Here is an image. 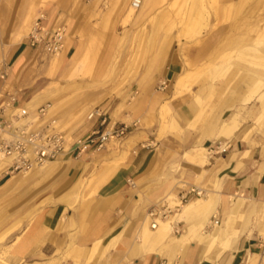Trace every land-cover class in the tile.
Masks as SVG:
<instances>
[{"label": "rangeland", "instance_id": "rangeland-1", "mask_svg": "<svg viewBox=\"0 0 264 264\" xmlns=\"http://www.w3.org/2000/svg\"><path fill=\"white\" fill-rule=\"evenodd\" d=\"M261 1V4L256 2L242 16L246 24L251 25L253 22V26H244L242 35L236 40L229 41L224 38L223 43H228L224 46L222 55L211 64L209 61L195 62L194 58L197 56V49L206 40L210 28L218 27L215 22H210L211 25L205 24L208 12L217 14L216 25H227L222 23L225 18L218 22L217 0H162L145 15H139L140 18L135 12L127 22L124 19L128 11L122 12L119 6L113 4V0H0V74L4 70L7 72L6 80L3 82L0 79V87L4 85L0 92L16 93L18 98L19 91L27 87L25 97L29 98L46 87L61 86L63 94L57 103L52 102L51 95L48 97L51 107L44 123L54 120L56 128L72 138L85 135V125L93 122L87 119V113L95 107L108 111L106 115H112L116 110L120 116L118 121L128 125L127 135L119 142H125L130 133L139 129L142 136L140 147L143 149L157 148L156 150L160 151L165 148L173 151L169 171L162 173L158 181H174V175L178 174L183 164L181 159L186 163L196 164L189 159L195 153L188 150L201 142L209 153V163L205 167L199 165L202 171L199 177H196L194 185L203 191L201 197L205 198L207 194L218 189L214 174H206L215 158L222 160L228 158L231 153L237 154L242 156V167L264 161V107L261 106L264 104V65H256L264 62V52L257 51L264 47V0ZM49 5L62 13L61 19L67 21L65 33L71 31L79 39L76 52L81 59L74 75L65 76L67 62L64 64L65 68L52 72L49 70V63L54 57L30 47L31 58L19 76L12 78L11 53L20 45L29 46L28 34L36 19V12L33 10L38 11ZM171 55L177 56L176 62L169 61ZM182 57L195 62L190 72L192 78L189 84H192L188 91L172 98V80L181 69L179 61ZM161 58L163 59L159 68L151 66L153 60ZM169 66L176 68L175 73L168 74ZM250 75L258 80L254 91L237 92L236 83ZM154 92L159 93L160 97ZM227 98L231 102L226 106L224 101ZM46 103L40 104L42 106ZM236 110H253L255 116L240 124L238 136L231 138L225 146L227 150L222 152L219 142L213 141V136L204 130L212 117L226 119ZM245 132H248L251 144L241 141ZM126 142L129 146L124 150L128 151L126 157H129L133 150H137L128 140ZM106 148L107 146L100 151H110ZM245 150H248V153L243 155ZM95 168L96 165L90 168L92 172H88L82 186L78 187L74 194L76 201L81 195H94ZM13 173L19 171L8 168L2 175L6 174V177L10 178ZM183 183H178L177 191H187L194 186L190 183H184L185 186H182ZM41 184L37 183L30 188L19 184L0 193L2 248L13 242L14 235L22 233L30 217L36 215L41 207L48 205L47 201L35 203L38 199L34 197V190ZM43 193L37 197L42 198ZM173 193V200L165 201L170 193L158 199L156 203L158 208H167V216L179 212L183 214L180 198L177 192ZM192 198L196 196L181 204ZM242 198V208L245 205L256 207L254 202L244 200L246 195ZM243 220L240 213L237 214L229 220L227 229L234 231L238 221L237 224L240 223L244 231L248 230V236L256 232L264 238V218L255 213H248ZM171 234H174L173 228ZM54 248L55 250H51L46 256H33L25 262L80 263L78 258H73L71 251L62 252L58 247ZM104 260L106 254H102L98 261L92 258L90 264H99Z\"/></svg>", "mask_w": 264, "mask_h": 264}, {"label": "crops", "instance_id": "crops-1", "mask_svg": "<svg viewBox=\"0 0 264 264\" xmlns=\"http://www.w3.org/2000/svg\"><path fill=\"white\" fill-rule=\"evenodd\" d=\"M217 1L220 6L229 7L228 14L223 17L225 21L222 22L227 25L221 23L216 25L217 16L215 13L208 12L209 16L208 19L205 17V24L211 25L210 22H215V26L218 27L210 28L206 40L197 49L195 62L209 61L212 64L222 55V50L228 43H223L224 38L229 41L236 40L242 35L244 26L247 28L253 26V22L251 25L246 24L242 16L256 4V0ZM33 12H36V18H40L41 24L46 27L58 25L67 27V21L61 19L62 13L52 5L38 11L35 9ZM78 46L77 36L71 31L66 32L64 50L58 53L57 57L53 56L49 63V70L55 72L63 68L67 62L66 69L68 65L72 67L70 72L65 73L67 70L64 69V74L66 77H72L81 59L76 52ZM30 49L28 45H20L11 53L10 62H13L10 67V76L12 78L19 76L28 63L31 58ZM36 51L41 50L36 49ZM162 59L153 60L151 66L159 68ZM169 61L176 62L177 56L171 55ZM195 62L186 57H182L179 61L181 69L173 76L172 98H177L189 90L190 86L188 90L181 91L177 87V80L191 72ZM174 69L176 68L169 66L168 74L173 73ZM257 81L252 75L243 77L236 83L235 89L239 93L252 92L256 88ZM25 90L27 87L19 91L18 102L32 115H35L36 110L41 106L40 103L50 101L48 97L51 93L60 94L59 99L63 94L62 87L58 85L46 87L29 98L25 97ZM154 94L160 97L159 93L154 92ZM230 102L231 100L227 98L224 105L227 106ZM261 106L264 107V104ZM235 116L238 127L236 126L237 128L229 133L223 132L222 125ZM254 116L253 110L245 112L236 110L226 119L214 116L204 131L212 135L211 139L218 141L219 149L225 152L228 141L238 136L240 124ZM107 118L108 123L103 127H99L94 121L85 125L87 129L85 134L95 128L109 130L121 124L116 110L112 112V115L108 114ZM141 138L139 129L130 133L127 140L137 151L133 150L135 153L129 157H126L128 151L124 150L129 146L127 140L123 143L113 140L106 145L110 151H87L75 157L66 150L52 162L47 171L37 172L26 180L13 179L15 173L10 178L6 177L7 173L2 175L9 166L6 170H1L0 193L13 189L19 184L30 188L37 183H42L34 190L36 194L34 197L38 199L35 203L47 201L48 205L41 207L36 215L29 218L25 229L17 236L14 235L13 242L9 246L2 248L0 245V263L31 264L25 261L37 255L46 256L48 252L55 250L54 247H58L62 252L71 251L73 258H78L79 264H90L92 258L98 261L102 254H106V260L99 264H264V238L260 234L254 232L248 236V230L244 231L240 223L237 224L238 221L234 231L227 229L229 220L239 213L244 220L248 213H255L260 218H264V161L242 167L240 162L242 156L237 154L231 153L228 158H222V160L215 158L206 170V174H214L218 189L207 194L203 198L204 201L196 202L194 198L184 204L179 202L183 214L179 212L166 216L164 219H158V226L156 230H153L150 227L151 217L148 213L156 208L157 200L170 193L171 196H167L165 201L172 199L175 197L174 191L177 192L178 197L185 194L186 190H176L178 183L182 181L194 185L196 177L201 174V167L209 163L207 156L209 153L200 142L192 148L193 150H188L195 153L189 159L196 164L186 163L181 159L180 162L183 164L178 174L174 175V181L170 179L158 181L162 173L169 171L173 151L165 148L160 151H157V148L143 149L140 147ZM249 139L248 132H245L241 141L251 144ZM197 148L205 150L203 152L206 156ZM247 153L248 150H245L243 155ZM197 154H200L199 157ZM95 165L94 195H81L76 201L74 194ZM129 181H132L134 185L138 184L132 187ZM184 183L182 186H185ZM42 193V198L37 197ZM243 195L247 197L244 200L254 202L256 207L245 205L242 208ZM32 199H34L33 196ZM178 215L181 217H177ZM176 217L177 219L174 220ZM168 219H170V231L163 233L158 229L159 225ZM41 264L56 263L49 261ZM70 264H74V261H70Z\"/></svg>", "mask_w": 264, "mask_h": 264}, {"label": "built area", "instance_id": "built-area-1", "mask_svg": "<svg viewBox=\"0 0 264 264\" xmlns=\"http://www.w3.org/2000/svg\"><path fill=\"white\" fill-rule=\"evenodd\" d=\"M143 1L128 0V7L138 10ZM65 37L64 26L58 25L49 28L41 24L40 18H36L27 39L30 47L40 49L49 56H54L62 51ZM6 76L7 72L4 70L0 74V79L4 82ZM3 89L4 85L0 87V91ZM49 109L50 104L46 103L38 107L35 115H32L19 105L16 93L0 92V150L4 155L12 158L9 168H12L13 171H27L36 165L54 161L65 150L75 157H79L87 151L98 152L106 147L111 140H122L128 132V125L121 123L109 130L95 128L84 136L72 138L59 131L54 120L44 123ZM87 119L94 121L99 127L108 123L106 112L100 107L92 109ZM202 195L203 191L192 186L179 198L182 203L190 197H201ZM166 210L167 208L156 207L148 213L153 228L158 224V219H164L167 216Z\"/></svg>", "mask_w": 264, "mask_h": 264}, {"label": "bare ground", "instance_id": "bare-ground-1", "mask_svg": "<svg viewBox=\"0 0 264 264\" xmlns=\"http://www.w3.org/2000/svg\"><path fill=\"white\" fill-rule=\"evenodd\" d=\"M114 1V5L116 6V7H120L121 8V11L123 12V11H128V14H127V17L124 19L125 20V22H127L129 19H131V17L133 16V14H135V12L136 13H138V15H141V16H143V15H145L148 11H150L152 8H154L155 6H158L161 2H162V0H144L143 1V3H142V5H141V7L138 9V10H133V9H131V8H129L128 7V0H113ZM254 1V0H253ZM256 2H257V4H261V0H256ZM201 3V2H200ZM218 3V2H217ZM238 4V3H237ZM216 6V5H215ZM233 7V6H232ZM216 12L218 13V18H219V21L218 22H221L222 20H223V17H224V15L225 14H228V12H229V7H227V6H220V5H218V8L216 9ZM217 15V14H216ZM257 51H261V52H264V47H260L259 49H257ZM58 56V54H56V55H54V57H57ZM183 62V61H182ZM185 62V61H184ZM252 64V63H251ZM256 65L258 66V65H264V62H259V63H256ZM71 67H72V65H68V67H67V71H65V73L66 72H70V70H71ZM207 68V67H206ZM203 69V68H202ZM191 73L190 72H188L186 75H184V76H182V77H180L178 80H177V87H179L180 88V90L181 91H186V90H188V88H189V86H190V84H192V83H190L189 84V81L191 80ZM165 83V82H164ZM244 86V85H243ZM247 89V88H246ZM178 93H179V91H178ZM188 94V93H187ZM59 97H60V94L58 95V94H54V93H52L51 94V100H52V102L55 104V103H57L58 102V100H59ZM258 99V98H257ZM166 114V113H165ZM88 117V116H87ZM242 121V120H241ZM222 125V124H221ZM223 126V132L224 131H226V132H228L229 133V131H232V130H234L235 128H237L238 126H237V118H236V116L235 117H232V118H230L229 120H227L226 121V124H224V125H222ZM237 126V127H236ZM237 130V129H236ZM217 131V130H216ZM8 134V133H7ZM136 134V133H135ZM222 134V133H221ZM68 136V135H67ZM217 136V135H216ZM230 138V137H229ZM227 139V138H226ZM111 141H113V140H111ZM110 141V142H111ZM109 142V143H110ZM249 144V143H248ZM201 149H202V147H200ZM200 149V150H201ZM193 150V149H192ZM197 150H199L198 148H197ZM199 150V151H200ZM202 151V150H201ZM204 152H205V150H203ZM202 151V152H203ZM204 152L202 153L203 155H204ZM133 153H135L134 151H133ZM198 155V157H199V155L200 154H197ZM204 156H206V155H204ZM190 159H191V157H190ZM199 159V158H198ZM207 159V158H206ZM12 161V158L11 157H8V156H6V155H4L3 154V152H0V171L1 170H6L7 168H8V163H10V165H11V162ZM55 161V160H54ZM205 161H207V160H205ZM53 161H50V162H46V163H44V164H42V165H36V166H34V167H32L30 170H27V171H20L19 173H16V174H14L13 175V179H15V180H26V179H29L30 177H32L35 173H37V172H40V171H43V170H46V169H48L53 163H52ZM200 163V162H199ZM9 165V166H10ZM53 168H54V166H53ZM47 171V170H46ZM51 174V173H50ZM49 174V175H50ZM61 174V173H60ZM57 175V174H56ZM1 176V175H0ZM53 177V176H52ZM40 178V177H39ZM36 180V179H35ZM130 183H131V185L133 184L134 185V183H132V181H130ZM31 186V185H30ZM134 187V186H133ZM171 196V195H170ZM169 196V197H170ZM203 198H204V196L203 197H196L195 199V201L196 202H199V201H201V200H203ZM237 198V197H236ZM192 199H194V198H192ZM240 199V198H239ZM204 201V200H203ZM202 201V202H203ZM239 201V200H238ZM202 202H200V203H202ZM178 206V205H177ZM181 207V206H180ZM187 207V206H186ZM185 207V208H186ZM191 207V206H190ZM193 207H195V206H193ZM258 207V206H257ZM189 208V207H188ZM184 210V209H183ZM192 210V209H191ZM184 211H186V210H184ZM187 213V212H186ZM170 219H168V220H164L163 222H161L160 223V225H159V228L158 229H160V231L161 232H163V233H168L169 231H170ZM201 225V224H200ZM157 226H158V224L155 226V228H153L152 226H150L151 227V229H153V230H156V228H157ZM148 230V229H147ZM150 230V229H149ZM205 232H206V230H205ZM207 234V233H206ZM194 235V234H193ZM205 235V234H204ZM146 236V235H145ZM229 237V236H228ZM193 238V237H192ZM230 238V237H229ZM200 243V242H199Z\"/></svg>", "mask_w": 264, "mask_h": 264}]
</instances>
